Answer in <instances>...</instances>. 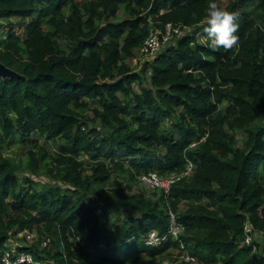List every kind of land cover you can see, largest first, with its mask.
Listing matches in <instances>:
<instances>
[{
  "label": "trees",
  "instance_id": "16d2710c",
  "mask_svg": "<svg viewBox=\"0 0 264 264\" xmlns=\"http://www.w3.org/2000/svg\"><path fill=\"white\" fill-rule=\"evenodd\" d=\"M208 2L0 0V63L15 72L0 76V146L12 134L61 140L52 176L72 187L36 190L0 155V255L11 232L35 229L44 256L12 248L48 264H148L177 243L142 239L164 233L166 207L184 202L179 239L197 263L264 264V122L248 127L264 112V0H217L238 13L240 40L231 51L195 38L205 35ZM166 23L193 31L133 71L134 51ZM62 36L66 50L57 43ZM91 101L108 135L84 125ZM231 129L243 132L241 147ZM80 152L87 158L77 159ZM187 162L192 173L166 198L117 183L114 203L129 210L122 218L102 217L84 199L86 190L96 196V186L116 182L115 172L165 175ZM244 222L261 234L259 252L240 243Z\"/></svg>",
  "mask_w": 264,
  "mask_h": 264
},
{
  "label": "rangeland",
  "instance_id": "374dc122",
  "mask_svg": "<svg viewBox=\"0 0 264 264\" xmlns=\"http://www.w3.org/2000/svg\"><path fill=\"white\" fill-rule=\"evenodd\" d=\"M120 15L121 13H118V17ZM8 21L14 22L15 19L10 18ZM15 29L16 28L13 27V30ZM154 30H159L160 34L163 35V31L158 28H154L150 32H153ZM15 31L21 32L20 29H17ZM192 31L193 27H187L180 30L178 29L174 33H170L167 39L161 44L160 49L167 45L173 44L178 37H180L181 35L190 34L192 33ZM195 35V38L198 40V42H201L204 39V37L199 38L198 33H196ZM159 38L160 37L158 35V39ZM57 43L61 48L65 50L69 46L68 40L63 36L58 38ZM149 59L150 57L148 55L140 54L138 50H135L132 59H130L129 61L130 67L133 69V71H139L142 63ZM132 85L136 90L135 84ZM95 109H97L95 102H89L88 108L82 111L83 123L88 129L95 128L100 134L108 135L109 129H105L100 126L98 117L95 113ZM263 122L264 112L256 122L249 124L248 127H256L258 125H261ZM230 132L235 139V147H241L244 137L243 132L234 129H231ZM32 140L36 142L35 145ZM61 145V140L46 139L44 137V134L37 132L31 133L28 138L23 141H21L17 135L12 134L1 144L0 155L3 158L7 159L15 175L21 180L25 178L30 180L34 189L43 190L50 186H57L62 190H69L72 187L68 183L61 182L60 180H57L52 176L55 171L52 160L55 156V153L59 151ZM86 158L87 155L82 152L78 153L77 155V159L79 160ZM27 164L35 166V172H30L26 167ZM111 179L115 180L116 182L112 183L111 185H109V182H106L102 186H96L95 190L97 191L98 195H94V188L88 189L83 193L84 199H86L87 202L92 203L97 211H102L100 213L102 217H106L105 215H107V217L117 216V218H122L123 215L129 213L128 209L116 205L111 196V189L115 186L117 187V183L121 184L120 186L127 187L129 192L131 193H141L144 196H148L151 198H154V196L156 195L147 187L140 185L137 181V178L130 176L127 173L115 172L113 173V176L112 178H110V180ZM201 202L203 203V201ZM186 206V203L182 202L173 211L175 212V214H178V212L185 209ZM181 236H183V232L181 233ZM43 241L45 240L43 238V235L40 234L39 231L35 229H22L11 232L6 245H8V247L10 248L16 245L22 247L31 246L36 251V253H38V255L44 256V252L42 251ZM261 241V234L259 232L253 231L252 242L255 243L254 247L257 252H259L261 248ZM46 246L47 245H45L44 247ZM180 255L181 251L177 248V246H169L160 255L150 258L148 264H200L196 261L185 263L180 260Z\"/></svg>",
  "mask_w": 264,
  "mask_h": 264
},
{
  "label": "built area",
  "instance_id": "2783aa9c",
  "mask_svg": "<svg viewBox=\"0 0 264 264\" xmlns=\"http://www.w3.org/2000/svg\"><path fill=\"white\" fill-rule=\"evenodd\" d=\"M178 27H173L169 23L163 26V35L159 30L150 32L142 41L137 49L140 54L152 57L158 50L161 44L167 39L170 33H174ZM159 35V39H158ZM192 165L187 162L183 169L177 172H170L165 175H159L155 171H150L137 176V181L140 185L147 187L149 190H154L160 193L164 198L167 197L172 184L181 178L187 177L191 173ZM184 225L177 220L175 212L169 207H166V228L164 233L158 234L153 230L148 231L142 239L143 245L156 246L165 241H176L177 248L181 251L180 260L185 263L194 262L195 258L190 255L183 247V243L179 236L183 232ZM241 244H249L252 242L253 229L248 222L243 223ZM42 245H45L43 241ZM0 264H48V261L43 258H34L29 252L23 250H15L14 248L6 249L1 252Z\"/></svg>",
  "mask_w": 264,
  "mask_h": 264
},
{
  "label": "clouds",
  "instance_id": "9594fccd",
  "mask_svg": "<svg viewBox=\"0 0 264 264\" xmlns=\"http://www.w3.org/2000/svg\"><path fill=\"white\" fill-rule=\"evenodd\" d=\"M238 13L228 11L217 3V0H209L205 18L201 21L204 39L203 43L213 49L223 48L231 51L239 45Z\"/></svg>",
  "mask_w": 264,
  "mask_h": 264
},
{
  "label": "water",
  "instance_id": "95a60500",
  "mask_svg": "<svg viewBox=\"0 0 264 264\" xmlns=\"http://www.w3.org/2000/svg\"><path fill=\"white\" fill-rule=\"evenodd\" d=\"M0 76H15V72L0 63Z\"/></svg>",
  "mask_w": 264,
  "mask_h": 264
}]
</instances>
